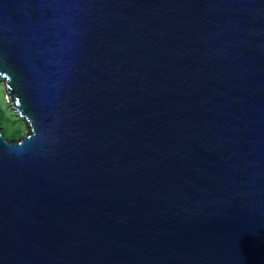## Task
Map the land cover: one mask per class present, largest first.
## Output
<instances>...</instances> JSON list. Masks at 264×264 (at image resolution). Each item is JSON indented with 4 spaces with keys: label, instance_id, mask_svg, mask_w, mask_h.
<instances>
[{
    "label": "water",
    "instance_id": "water-1",
    "mask_svg": "<svg viewBox=\"0 0 264 264\" xmlns=\"http://www.w3.org/2000/svg\"><path fill=\"white\" fill-rule=\"evenodd\" d=\"M0 264H264V0H0Z\"/></svg>",
    "mask_w": 264,
    "mask_h": 264
},
{
    "label": "rangeland",
    "instance_id": "rangeland-1",
    "mask_svg": "<svg viewBox=\"0 0 264 264\" xmlns=\"http://www.w3.org/2000/svg\"><path fill=\"white\" fill-rule=\"evenodd\" d=\"M0 111L2 113V117L4 118V122L7 125L9 124L8 127H10L11 129L13 127H16L18 122L16 116L18 115L15 113L13 108L6 101V90L4 88V84L1 79H0ZM22 121H23L24 133H27L29 131L28 123L25 119H22ZM13 122H15V124L12 126L11 124H13ZM8 134L9 132H7V135Z\"/></svg>",
    "mask_w": 264,
    "mask_h": 264
},
{
    "label": "trees",
    "instance_id": "trees-1",
    "mask_svg": "<svg viewBox=\"0 0 264 264\" xmlns=\"http://www.w3.org/2000/svg\"><path fill=\"white\" fill-rule=\"evenodd\" d=\"M17 118V125L16 127H13L12 129L10 127H8V125L4 122V118L2 117V113L0 111V127H1V132L3 134V136H5L6 138L8 137H18L21 134L24 133V127H23V121L20 117L16 116ZM15 124V122H13V124H11L12 126ZM7 132H9V134L7 135Z\"/></svg>",
    "mask_w": 264,
    "mask_h": 264
}]
</instances>
